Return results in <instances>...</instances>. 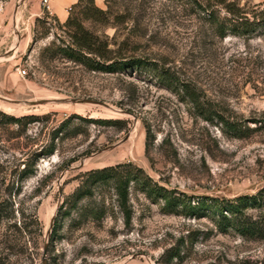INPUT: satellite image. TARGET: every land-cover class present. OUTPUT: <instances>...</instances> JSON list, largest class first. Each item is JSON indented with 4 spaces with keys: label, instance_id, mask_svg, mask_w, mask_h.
Segmentation results:
<instances>
[{
    "label": "rangeland",
    "instance_id": "374dc122",
    "mask_svg": "<svg viewBox=\"0 0 264 264\" xmlns=\"http://www.w3.org/2000/svg\"><path fill=\"white\" fill-rule=\"evenodd\" d=\"M77 2L65 7L67 18L118 54L170 69L178 83L163 82L150 66L92 71L54 54L70 38L53 0L49 7L0 0V96L12 100L0 99V112L34 116L0 123V264H43L53 218L47 264H264L263 237L166 210L157 193L161 186L197 200L264 188V129L253 122L264 117V28L221 37L188 0H95L106 10L100 19L86 17ZM212 2L264 8V0ZM183 82L225 116L244 120L249 135L204 119ZM70 98L95 102L26 103ZM52 144L54 152L44 154ZM116 165L136 174L129 220L116 179L87 177Z\"/></svg>",
    "mask_w": 264,
    "mask_h": 264
},
{
    "label": "trees",
    "instance_id": "16d2710c",
    "mask_svg": "<svg viewBox=\"0 0 264 264\" xmlns=\"http://www.w3.org/2000/svg\"><path fill=\"white\" fill-rule=\"evenodd\" d=\"M107 4L109 0H106ZM196 5L199 10L205 12V17L210 22L217 34L225 37L228 34L250 36L255 34L260 28H264V8L246 9L233 2L224 4L221 8H213L212 0H188ZM88 18L100 19L106 14V10L99 8L95 0H78L76 3ZM223 9V10H222ZM221 11L224 13L222 14ZM64 27L69 28V43L65 46L52 48V53L63 52L71 61L82 64L92 71H107L125 66H146L158 74V77L169 84L178 83V79L171 73L170 69L158 68L152 61L142 58L126 57L118 54L110 47V42L101 38L94 32L87 29L77 18L69 16L64 23ZM182 89L190 99L197 112L204 119L212 121L217 118L226 129L238 137L248 136L251 128L245 124L244 120L232 119L225 116L219 110L214 109L211 103L202 99L200 93L189 83L183 82ZM34 116L15 117L0 112V123H18L23 120H31ZM259 123V127L264 129V117L253 120ZM65 123L62 124L64 126ZM55 145H51L44 154H52ZM130 167L129 165H124ZM122 165L104 167L102 169L87 172V177L93 182L105 181L115 178L117 181V193L119 202L126 211L129 220L126 204L128 198V185L135 177V173L122 172L119 170ZM27 171V170H25ZM30 173H24L23 177ZM86 185L77 190L76 196L85 192ZM85 188V189H84ZM158 195L164 200L166 210L181 211L182 213L197 218L208 216L223 230L232 229L238 234L246 237L264 238V188L254 194H241L233 198H221L216 196H199L194 200L191 196L175 194L172 190H167L159 186ZM54 231V230H53Z\"/></svg>",
    "mask_w": 264,
    "mask_h": 264
},
{
    "label": "water",
    "instance_id": "95a60500",
    "mask_svg": "<svg viewBox=\"0 0 264 264\" xmlns=\"http://www.w3.org/2000/svg\"><path fill=\"white\" fill-rule=\"evenodd\" d=\"M0 99L12 101L9 98L3 97V96H0ZM48 102H53V103H55V102H72V103H76V102H95V101L92 99H87V98L51 99V100H44V101H26V103L30 106H35V105H38L41 103H48ZM125 139H127V137ZM111 148H112V146H108V147L104 148V150H108ZM82 167H83V162H81L80 165L77 166L76 168H82ZM69 169H75V168L70 167ZM61 192H62V190L60 189V193ZM53 227H54V218L51 220L49 228L47 230V240H46V243H45L44 248H43V257H42L43 264H47V252H48L49 240H50V237L52 234Z\"/></svg>",
    "mask_w": 264,
    "mask_h": 264
},
{
    "label": "crops",
    "instance_id": "0c3cea01",
    "mask_svg": "<svg viewBox=\"0 0 264 264\" xmlns=\"http://www.w3.org/2000/svg\"><path fill=\"white\" fill-rule=\"evenodd\" d=\"M77 0H53L52 9L56 16L61 19L65 20L67 18V11L65 7L69 4L75 3Z\"/></svg>",
    "mask_w": 264,
    "mask_h": 264
},
{
    "label": "built area",
    "instance_id": "2783aa9c",
    "mask_svg": "<svg viewBox=\"0 0 264 264\" xmlns=\"http://www.w3.org/2000/svg\"><path fill=\"white\" fill-rule=\"evenodd\" d=\"M42 4L46 7H49L50 6V0H42ZM19 73L21 75H24L26 73V70L25 69L19 70Z\"/></svg>",
    "mask_w": 264,
    "mask_h": 264
}]
</instances>
